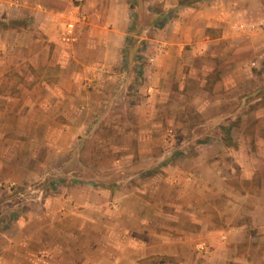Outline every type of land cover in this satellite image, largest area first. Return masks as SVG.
<instances>
[{"label":"crops","instance_id":"0c3cea01","mask_svg":"<svg viewBox=\"0 0 264 264\" xmlns=\"http://www.w3.org/2000/svg\"><path fill=\"white\" fill-rule=\"evenodd\" d=\"M151 1L147 13L143 9L140 15L144 6L138 2L135 9L132 0H0L4 25L24 24L22 31L8 26L9 33L24 34L30 45L41 37L61 41L56 51L72 56H82L79 42L88 46L84 54L99 57L86 66L81 61L80 65L57 66L59 79L41 82L42 91L43 86H52L56 101L68 99L72 109L58 114L63 121L58 129L52 128L56 137L46 147L47 157L37 159L40 169L32 171L31 164L24 177H4L12 185L25 184L32 177L43 184L30 185L19 197L21 202L16 196L11 198L15 203L9 222L0 221V264H152L162 256L180 263L264 264V206L254 190L239 184L253 183L254 175H218L216 183L233 200L229 199L230 208L237 209L231 216L213 205L207 207L211 201L198 208L186 196L182 203L175 192L160 197L158 186L142 192L140 186L135 187L137 190L127 187L123 179L103 187L97 182H75L70 173L71 177H61L72 159L68 155L81 149L84 135L94 129L100 130L97 134L103 149L145 151L147 155L140 154V160L153 159L162 125L160 116L167 104L169 113H174L179 104L175 94L181 91L188 104L193 102L194 85L182 80V73L189 76L195 71L196 59L201 58L207 71L200 84L202 95L211 93L210 89L217 92L233 87L235 80L222 78V73L211 86L209 73L228 68L235 71L243 33L249 31L248 37L254 42L264 36L262 0ZM171 8H176L173 19L161 29V15ZM137 13L139 23L152 19L158 27L162 43L157 50L152 46L158 43L156 31L150 36L144 30L131 29ZM70 22L75 25L72 33L68 32ZM5 30L0 28V54L5 52L1 41ZM142 39L153 44L144 50L138 43ZM253 45L255 52L257 46ZM140 50L157 60L156 68L135 59ZM35 51L28 54L36 55ZM86 69L99 73L89 76L90 89L82 92L85 85L80 76ZM139 71L143 72L141 77ZM131 74L135 76L129 78ZM150 74L153 81L149 78L142 83V76ZM165 90H170L169 100L163 95ZM47 93L40 94L41 102L50 101ZM125 102L132 103L127 115ZM126 137L135 139L134 145L124 143ZM198 161L204 165L203 158ZM49 175L57 176V180ZM167 180L176 184L177 178ZM214 213L221 218L214 220ZM209 246L214 249L207 255L204 248Z\"/></svg>","mask_w":264,"mask_h":264},{"label":"rangeland","instance_id":"374dc122","mask_svg":"<svg viewBox=\"0 0 264 264\" xmlns=\"http://www.w3.org/2000/svg\"><path fill=\"white\" fill-rule=\"evenodd\" d=\"M138 2L140 6H144L141 8L140 15H142L143 9L147 13L148 4L153 1L132 0L134 8ZM191 2L192 0H182L183 4ZM151 9L148 10L151 11ZM175 9L171 8L165 15H161V29L171 21L170 19H173ZM134 16L131 26L133 31L144 30L147 33H143L150 36L153 31L157 32L155 34L158 43L153 44L148 39L138 40L141 48L145 50L153 44L152 46L157 50L162 43L159 31L156 29L158 27L155 26L152 19L139 23L138 13ZM8 26L22 31L24 24L16 22L13 26L12 24L4 25L0 18V28L6 29L2 33V51H8V53L1 52L0 54V221L2 222H9L11 205L15 203V200L13 201L11 198L16 196V199L21 202L23 199L21 200L19 197L30 185L40 187L43 184L39 181L40 179L32 177V181H26L25 184L12 185L8 178L4 177L18 175L24 177V170L28 171L30 168L28 166L31 164L32 171L40 169V160L37 159L40 156L41 158L47 157L48 148L46 149V147L51 144L50 140H54L56 137L55 134L52 135L54 132L52 128L58 129L63 121L58 117V114L72 109V103H67L68 99L66 102L56 101V91L52 86H43L44 91H42L41 82H56L59 79V75L56 73L57 66L80 65V61L86 66L91 61L99 59L94 55L84 54L88 46L80 45L79 42L77 45L80 47L79 51L82 56L78 54L72 56L63 51L60 53L58 50L56 51V48L63 44L59 40L56 42L41 37L30 45V40L25 38L24 34L20 37L18 34L9 33ZM261 27L264 29V24ZM261 27L259 30L262 29ZM249 34H251L249 31L243 33L242 40L244 41H239L238 61L240 63L236 65L237 70V67L234 66L235 71L228 68L217 72V74L209 73L208 80L211 86L221 78L220 73H222V78L235 80L233 87H225L217 92L210 89L211 93L202 95L200 84L203 77L207 76V71L203 69L206 61L201 58L196 59L194 66L197 70L195 68V71L190 72L191 76L182 73V80L190 81L194 85L193 102L187 103L188 100L183 91L180 94H175L179 103L178 109L174 112L175 115L169 113V105L164 103L167 106L160 116L162 125L157 141H155L158 148L153 159L140 160V154L147 155L145 151L140 153L136 150L133 153L132 151L121 152L120 150L107 151L103 149L98 136L100 134H97L99 129H94L95 133L89 131L88 136L84 135L85 141L82 148L75 149L68 155V158L72 159L70 165L64 168L67 174L65 173L61 177L66 179L72 174L75 177H71V180L75 182H97L103 187H110L115 181L123 179L122 182H126L127 187L137 190L135 187L140 186L142 192L150 191L153 186H158L160 197L166 196L169 191L175 192L182 199V203L183 196H186L198 208L206 206V203L211 201L212 204L207 207L212 208L213 205V207L219 208L218 211L230 212L225 215L231 216L233 210L237 209L230 208V196L222 191L216 183L218 175L230 178H236L237 175L241 177L254 175L253 183L240 182L239 184L254 190L258 200L262 201L260 204L263 207L264 54L262 52H264V36L258 37L255 43L250 40ZM252 44H256L257 51L254 52L256 47ZM261 46L263 47L261 48ZM63 47H66V44ZM30 50H36V55L28 54ZM156 50L154 51L156 52ZM135 59L141 61L142 64H149L151 68L153 66L156 68L157 60L143 53L142 50L138 51ZM252 62H256V64L253 65ZM137 66L134 65V68L140 70ZM98 73L99 70L86 69L83 71L80 76V80L85 85V87H81L82 92L90 89L88 84L91 77L89 76ZM139 75L141 77L143 72L139 71ZM133 76L135 75L131 74L129 78ZM149 78L151 82L154 79L152 74L142 76V83L149 81ZM212 88L214 89V86ZM47 92L50 93V101L41 102L40 94L46 95ZM169 92L170 90L164 91L163 95L166 96V100H169ZM130 104L132 103L125 102L123 108L125 114L128 112ZM91 141L92 143L89 144ZM135 141L132 137H126L124 143L130 142L134 145ZM130 147L133 146L130 145ZM129 154L131 156L127 157L126 155ZM30 157H32L31 160ZM200 158L204 159V165L198 163ZM120 159L121 161L117 162ZM20 169H22L21 173ZM51 176L53 177V175ZM51 176L49 175L48 178ZM173 176L177 178L176 184L167 180H173ZM53 178L57 180V176ZM209 197L210 200H208ZM9 199L12 201L10 202ZM213 210L216 212L215 208ZM246 211H248L247 208ZM217 217L221 218L220 215L216 216L214 213V220H217ZM1 225L4 224L1 223ZM204 249L206 250L205 254L208 255L214 247L209 246ZM152 264L195 263L175 262L168 256H162L159 261L156 260Z\"/></svg>","mask_w":264,"mask_h":264},{"label":"built area","instance_id":"2783aa9c","mask_svg":"<svg viewBox=\"0 0 264 264\" xmlns=\"http://www.w3.org/2000/svg\"><path fill=\"white\" fill-rule=\"evenodd\" d=\"M74 23L73 22H70L68 23V32L69 33H72L74 31Z\"/></svg>","mask_w":264,"mask_h":264}]
</instances>
